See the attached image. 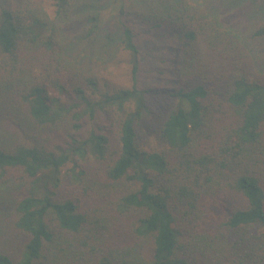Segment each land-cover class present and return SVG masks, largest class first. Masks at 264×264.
<instances>
[{
	"label": "trees",
	"instance_id": "trees-1",
	"mask_svg": "<svg viewBox=\"0 0 264 264\" xmlns=\"http://www.w3.org/2000/svg\"><path fill=\"white\" fill-rule=\"evenodd\" d=\"M1 1L0 115L13 127L0 131V229L23 238L4 241L0 264H65L66 241L82 264H264V56L255 62L189 0H113L129 66L128 84L114 86L95 73L93 52L76 55L110 17L89 5L72 20V0H55L54 19L34 0ZM226 1L264 13V0ZM57 17L82 27L78 44ZM251 38L264 39V18ZM141 39L169 41L172 55L156 57L174 83L161 114L139 81ZM85 120L94 124L81 134ZM106 218L124 220L148 255L101 251Z\"/></svg>",
	"mask_w": 264,
	"mask_h": 264
},
{
	"label": "rangeland",
	"instance_id": "rangeland-1",
	"mask_svg": "<svg viewBox=\"0 0 264 264\" xmlns=\"http://www.w3.org/2000/svg\"><path fill=\"white\" fill-rule=\"evenodd\" d=\"M34 1L37 6L43 8L51 19L55 18L57 15L55 0ZM0 2L2 3L3 1L0 0ZM189 2L193 5L201 6V8L216 16L223 26L232 30L241 38L245 45H247L251 50V54H255V62L260 63L263 61L262 56L264 55L261 50L264 49V39H252L251 34L254 31V26L258 19L264 18V13L261 12L260 14H256L255 11L246 7L245 4L240 5V2L236 4L226 0H189ZM112 4L113 0H72L70 3L73 8L71 14H74L72 16V20L77 18L80 14H87V12L90 13L91 11H93V13L98 12V14H101L104 19H108L110 17L111 20L108 22L110 24L107 29L103 26L102 31L95 34V36L91 39V42H94L93 45L90 40H84L79 43L80 39L83 38L74 39L75 36L82 34V27L71 21V18L62 22L63 18L60 19L57 17V19H55V23L58 27H60L62 36L65 37V39L67 38L66 42L74 40L73 44L79 43L76 49V55L78 53H94L93 58H91L95 63L93 67L95 73L102 78V80H107L114 86L123 87L128 84L129 66L126 55L121 50L119 32L114 25L115 19L113 14H115V11ZM89 5L93 6L95 9L90 11L87 8ZM84 34L85 32L83 33V36ZM168 44L169 41L164 39L154 41L152 43L148 41L146 42L144 39H141L140 41L142 68L139 75V81L142 86L148 87L152 92L157 93L156 96L151 97L150 103L154 111L160 114L172 102V99L169 96V89L174 86L169 74L170 65L162 60L156 59V57H160L162 55L169 57L172 55ZM161 48H164L163 52ZM7 119H9L8 115H0V131L4 132V135H6L5 132L12 134L11 128L13 126L11 123H8ZM93 124L94 123L92 121L85 120L81 134H83V132H89V130L92 129ZM97 125H99L103 130H108L113 133L115 131V128L111 127L110 123L103 117L98 119ZM51 141L54 146H63L67 140L64 137L58 136ZM70 166L71 164L69 167ZM62 192L68 193L67 187H63ZM75 195L81 200L85 207L90 206L86 203V196L81 187H77ZM210 208L215 216L221 217L222 213H224L222 204L216 203ZM100 222L102 223V226H105L100 233L101 238L98 245L101 251L113 254L117 259H126L131 262L135 260L141 261L143 259V254H147L146 249L142 248L140 243L139 246L134 245V241L130 237L127 223L124 220L118 219V221L115 222L112 219L109 220L106 218ZM22 238L23 236L20 237L17 233L10 234L6 233L5 229H0V247L4 245L3 243L5 240H8V244L13 245L14 243H20ZM69 244L70 242L66 241L67 248L63 252V255H61L65 256L64 263L82 264V261L78 260V254L80 252L72 250V248L69 247ZM5 246L7 247L6 244ZM76 254L77 258L75 257Z\"/></svg>",
	"mask_w": 264,
	"mask_h": 264
}]
</instances>
